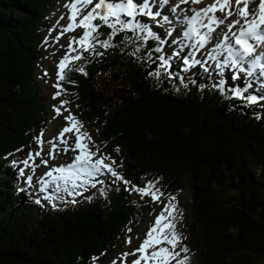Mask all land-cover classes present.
<instances>
[{
    "label": "trees",
    "instance_id": "obj_1",
    "mask_svg": "<svg viewBox=\"0 0 264 264\" xmlns=\"http://www.w3.org/2000/svg\"><path fill=\"white\" fill-rule=\"evenodd\" d=\"M56 4L0 0V264H104L149 208L114 180L63 205L47 202L21 174L38 148L35 137L48 131L36 69ZM98 31L101 39L109 33ZM124 35L106 50L96 45L103 55L84 52L67 65L61 85L70 106L115 152L125 179L143 186L160 177L164 193L188 191V264H264L263 102L233 97L231 84L221 90L212 73L184 78L179 56L170 61L171 77L163 70L150 76L157 57L168 56L162 40L126 44Z\"/></svg>",
    "mask_w": 264,
    "mask_h": 264
},
{
    "label": "snow or ice",
    "instance_id": "obj_2",
    "mask_svg": "<svg viewBox=\"0 0 264 264\" xmlns=\"http://www.w3.org/2000/svg\"><path fill=\"white\" fill-rule=\"evenodd\" d=\"M202 2L203 0H177L176 4L170 8L173 13L179 9V12L183 14L184 26L182 31L177 34L178 39L180 36L184 38L179 41L180 51L185 47L191 49L188 55L182 57L183 70L187 71L188 68L199 65L205 72H208L204 60L206 56L216 61L215 69L219 73H225L228 70V80L241 81L245 77L249 79L255 77L264 87V0H212L211 3L200 8L191 7L187 10L179 8L180 4L197 5ZM167 4H169V0H95V2L94 0H68V3L64 5L69 9L68 24L63 27L55 39L59 40V37L64 33L80 28L82 33L78 37L69 39L68 51L75 52L76 49L73 48V44H75L80 53L89 52L92 55L101 56L103 53L95 50L96 45L106 50L112 46L111 41L120 32L125 33L123 42L126 44L141 39L147 41L153 35V31L148 23L137 17H147L148 20L155 21L156 17L161 15L159 7ZM250 4H256V7L250 8ZM154 5L157 7L155 11L153 10ZM187 12H191V15H188ZM217 13L222 15H217ZM229 17L235 18L229 21ZM164 19L167 20L168 17L165 16ZM97 20L100 22L99 24L95 23ZM222 24L225 25L226 30L221 29L220 32H217V28ZM102 25L110 29L107 37L103 39L100 38L98 31ZM129 32H131V36L127 35ZM185 40L188 41L187 45L184 43ZM172 43H176V41L174 40ZM209 44L212 45L211 49L208 48ZM201 50H204L201 59H196V53ZM138 51L139 47L132 54L134 55ZM155 51L159 53L161 48L158 46ZM180 51L170 52L167 57L158 56L160 64L154 71L149 72V75L159 77L163 70L171 77L170 61L173 56H179ZM220 52H225L226 55L219 56ZM82 58L81 54L70 57L65 53L59 60L56 73L57 83L54 85L57 91L53 94V99L60 96L63 91L59 81L65 79L64 73L68 62ZM148 59H151L150 53ZM77 70L84 73L82 67ZM70 83L74 82L70 81ZM225 83L226 80L221 78L217 87L223 90ZM250 87H252V83L247 81L243 87L233 85L232 96L243 98L248 103L264 99V95L259 94L244 96L243 92ZM68 103L67 100H61L60 106H53L57 115L61 114V109ZM64 111L68 110L64 109ZM64 119L67 124L54 137L63 147L48 141L50 144L48 156L49 159H55L56 154H67L69 151L75 155L70 162L53 165L44 174L51 181L56 182L55 190L59 192L62 186L64 192L70 196L81 195L82 192L88 190V187L94 188L96 184L103 185L108 178H111L125 185V190L137 193L141 199L146 196L150 197L153 203L161 204L162 207L159 213L154 216L139 246L131 252L120 255V264H188L189 249L183 245L182 241L185 237L176 227L178 219H182L183 214L178 209L176 196L166 194L158 187L161 178L144 179L142 177L144 179L143 186L133 184L116 170L117 162L111 156L103 154L100 148L92 143V138L87 132L81 131L82 125L71 111H68V115ZM42 137L43 132L35 137L40 146L44 143ZM70 137L74 141L71 144L69 143ZM41 151L42 147L34 154L29 152L28 158L23 163L27 166L30 159L41 155ZM115 151L118 152L119 147ZM15 163L13 161V164ZM41 164L47 166L48 160H41ZM20 171L23 174V169ZM31 179L32 177L29 176V182ZM41 180L43 181L41 185L43 190L49 181L43 180V177ZM87 199H91V196ZM128 231L131 232V229ZM126 243H131L130 237ZM129 256L135 258L129 261L127 259ZM112 264H116V261L113 260Z\"/></svg>",
    "mask_w": 264,
    "mask_h": 264
},
{
    "label": "rangeland",
    "instance_id": "obj_3",
    "mask_svg": "<svg viewBox=\"0 0 264 264\" xmlns=\"http://www.w3.org/2000/svg\"><path fill=\"white\" fill-rule=\"evenodd\" d=\"M94 2H95V0H94ZM176 2H177V0H169V5L168 4L167 5H161L159 7L158 10L160 11L161 15L156 17V19H155V21H158V19L160 20V21H158L160 24H155L157 27H159L158 28L159 32L157 33L156 31H153L154 33L159 34L162 31H164V29H167L174 34V38L173 37H167V33H163L164 37L162 34H159L163 39L162 46L165 49V51L168 53V55L170 52L180 51L179 41L184 39L181 36L178 39L177 38L178 32L176 31V29L178 30V28H176L177 27L176 24L179 21H181V24L183 25V22H182V15L183 14L179 12V9L175 13L170 11V8L173 5H175ZM209 2H211V1H209ZM66 3H68V0H57V4L54 5V8L51 9V12L54 14L55 23H54L53 27L50 26L49 31L45 34V36L42 37V43H43V48H42V52H41L42 58L40 59L39 66L36 69L38 90L40 92L42 91L43 100H45V102L48 106L49 116L51 117L53 122H52V125L50 126L51 121H49V127H50L49 131L45 136L43 134V137H42L44 140L43 145L42 146L38 145V148L36 150H34V152H32L34 154L36 151L41 150V147H42L41 155L35 156L34 159H30L28 161V165L26 166L25 172H24L27 175L26 181L28 182V184H31V185L33 183L35 185L37 184L39 187V189H36L37 194L42 195L43 199L46 198V199H44L46 201L47 200L48 201H54L55 197L63 200L66 197L70 196L67 194H63V195H59L61 197H57L58 195H57L56 190L46 189V188H44L43 190L40 189V187H41L40 184H42L41 177H43V180L49 179L48 176L44 175L49 170V168H51L53 165H60V164L67 163L75 155V153H73L72 151H69L67 154H63V153L56 154L55 159H49V156H48V152H49V148H50V144L48 143V141H52V143L59 145V140L54 139V137H56L57 134L59 133V131L62 129V127H64L67 124V121H65L64 117L68 115V111H71V113L76 117V119L82 125L81 131L87 132L92 138V143H94L97 147H99L98 140H97L98 135L96 137V134H95L93 127H92V123L84 121V120L81 121L80 118L77 116V111L75 108L70 106L68 103V104L63 106V108L61 109L60 115H57V113L55 112V110L53 108L54 105L60 106L61 100H67V97L64 96V93H63L64 89L63 88H62L63 91L61 92V95L56 97L55 99H53V94L57 91V89L54 87V85L57 83L56 73L58 70L57 65L59 63V60L65 55V53H67L70 57L77 55V54H81L83 57L82 59H84V55H83L84 52L80 53V50L77 48V46L75 44H73V48L76 49L75 52H69L68 48H67V44H68L69 39L72 37H78L82 33V29L76 28L75 31H69V32L64 33L62 36L59 37V40L55 39L59 35V33L63 30V27L68 24V11H69V9L64 6ZM188 6H189L188 4H180L179 8L187 10V9L191 8L190 6L188 8ZM204 6L205 5H203V6L193 5L192 7L200 8V7H204ZM89 7H91V6H89ZM249 7L255 8L256 4H250ZM54 9L56 11L55 13H54ZM153 10L154 11L157 10L156 5L153 6ZM190 13L191 12H187L188 15ZM217 15H222V14L217 13ZM165 16L168 17L167 20L164 19ZM137 18L145 20V22L148 23L150 28L152 25H154V21L148 20V18L147 19L141 18V17H137ZM234 18L235 17H229L228 20L230 21ZM173 25H175V27H173ZM174 40L176 41V43H172V41H174ZM44 42L48 43L47 48H46V45H44ZM184 43H186V40ZM185 45H187V44H185ZM185 48L182 51H180V54L182 57L184 55H188L189 52L191 51V49L189 47H185ZM208 48L211 49L209 46H208ZM46 49H48V54L45 57L44 52L46 51ZM203 52H204V50H201V54L196 53V59H201ZM218 55L224 56L222 54V52L218 53ZM82 59L70 60L68 63H71L73 61L79 62V61H82ZM204 60H205V66L208 68V71L213 70L216 72L213 74L215 75V78H217L218 82H220L221 78H224L226 80L228 70H226L225 73H219L215 69L216 61L212 62V60L210 58H207L206 56L204 57ZM183 69H184V66L180 72L184 78H187L188 75L194 73V71H197V70L198 71L201 70L204 72V69L201 68L199 65L194 66V67H190V68H188L189 70H187V71H184ZM45 73H47V74H45ZM227 80H228V78H227ZM228 81H229V83H231L232 86L237 84V83H240V84L243 83L242 87L246 81L252 83V87L248 88L247 91L243 92V94H245V96L252 95V94L253 95H257V94L264 95V87L261 86L260 82L257 81L255 79V77H253L251 79H249L248 77H245L243 80L237 81V82L231 81V80H228ZM250 89H253V91H251ZM248 90L250 92H248ZM263 106H264V102H263ZM64 109H67L68 111H64ZM73 142H74L73 139L70 137L69 143L71 144ZM59 146L63 147L62 145H59ZM99 148H100V150L102 149V147H99ZM93 150H95V149H93ZM101 152L105 155H109V152H105L103 150H101ZM111 153H113V152L111 151ZM111 157L113 158V156H111ZM41 160H48V165L45 166V165L41 164ZM33 165H35V167H33ZM29 176L32 177L31 183L28 180ZM109 179H111V178H109ZM37 185H36V187H37ZM52 187H53V185H52ZM62 192H64V191L60 190L58 193H62ZM76 196H78V195H76ZM76 196H70V197L73 198ZM49 197H51V199H49ZM143 199L150 205V208L148 211H146L144 216L139 220V222L136 224L135 228L132 230L133 233L130 236L131 243H129L128 246H121V248H119L115 252L113 257L109 261H107L105 264H112L113 260L116 261V264H120V259H119L120 255L122 253H125V252H131L133 249L137 248L139 246L140 242L144 239L145 233H146L150 223L153 221L154 216L157 213H159L162 205L153 203L151 201L150 197H147V196L144 197ZM176 199L178 201L179 211L182 214H184V212H185L184 207L186 206V203L188 202V200H187L188 199V191H185L183 193V195H181L180 198L176 197ZM183 218L178 219L177 224H176L177 230L183 235V237H185V239L182 241V243H184L188 240L187 232H186V228H185V222H184ZM187 255L189 256V254H187ZM134 258L135 257L129 256L127 259L130 261L131 259H134Z\"/></svg>",
    "mask_w": 264,
    "mask_h": 264
},
{
    "label": "bare ground",
    "instance_id": "obj_4",
    "mask_svg": "<svg viewBox=\"0 0 264 264\" xmlns=\"http://www.w3.org/2000/svg\"><path fill=\"white\" fill-rule=\"evenodd\" d=\"M169 5V4H168ZM190 7H192L193 5H191V4H188ZM189 6H188V8H189ZM182 8V7H181ZM145 21V20H144ZM177 27L176 28H178V30L176 29V31L177 32H180V31H182V29H183V25L181 24V21H179L177 24ZM173 27H175V25H173ZM219 29V28H218ZM221 30V29H220ZM168 34V33H167ZM213 35H216V33H213ZM166 37V36H165ZM186 49V48H185ZM87 53V52H86ZM89 53V52H88ZM197 53H200L201 54V52H197ZM89 55V54H88ZM85 58V57H84ZM212 62H214L213 60H212ZM197 66V65H196ZM210 67V66H209ZM189 70V69H188ZM213 71V70H212ZM198 74V73H197ZM154 76V75H153ZM225 76V75H224ZM135 77V76H134ZM155 77V76H154ZM153 77V78H154ZM223 77V76H222ZM188 78V77H187ZM210 79V78H209ZM250 81V80H249ZM226 87V86H225ZM224 88V87H223ZM225 89V88H224ZM253 95V94H252ZM241 99V98H240ZM241 100H243V99H241ZM238 101H239V99H238ZM244 101V100H243ZM259 103V102H258ZM251 105V104H250ZM256 105V104H255ZM255 108V107H254ZM258 112V111H257ZM30 188V187H29ZM37 189V188H36ZM42 193V192H41ZM67 198H69V197H66L65 199H63V200H61V199H55V201L57 200V202L58 203H60L61 204V202H65L66 201V199ZM44 199H46V198H44Z\"/></svg>",
    "mask_w": 264,
    "mask_h": 264
}]
</instances>
